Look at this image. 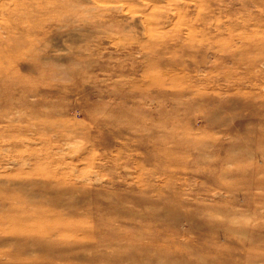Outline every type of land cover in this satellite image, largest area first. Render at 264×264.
I'll return each mask as SVG.
<instances>
[{
	"label": "rangeland",
	"instance_id": "1",
	"mask_svg": "<svg viewBox=\"0 0 264 264\" xmlns=\"http://www.w3.org/2000/svg\"><path fill=\"white\" fill-rule=\"evenodd\" d=\"M0 264H264V0H0Z\"/></svg>",
	"mask_w": 264,
	"mask_h": 264
}]
</instances>
